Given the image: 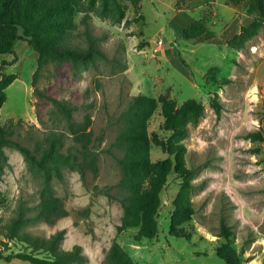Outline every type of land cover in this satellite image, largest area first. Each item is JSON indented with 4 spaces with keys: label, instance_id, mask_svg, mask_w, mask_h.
Returning <instances> with one entry per match:
<instances>
[{
    "label": "rangeland",
    "instance_id": "obj_1",
    "mask_svg": "<svg viewBox=\"0 0 264 264\" xmlns=\"http://www.w3.org/2000/svg\"><path fill=\"white\" fill-rule=\"evenodd\" d=\"M69 1L74 6L76 32L83 30L80 20L88 13V25L108 60L87 67L48 63L36 71L38 53L26 41H16L13 54H0V79L2 74L15 78L5 88L0 124L21 119L12 139L31 150L36 142L56 134L62 138L58 151L73 153L65 118L35 89L65 100L75 107V121L92 120L89 129L98 173L80 172L59 162V175L52 174L51 187L69 215L53 227L40 221L29 223L25 230L45 236L65 228L64 248L80 245L87 257L84 264H102L113 240L134 264H264V22L260 16L248 11L249 4L226 0L242 12L240 33L255 31L242 45L234 37L218 45L207 40L178 41L194 71L197 89L177 77L181 83L177 100L169 94L157 98L158 106L148 122L154 176L146 183L157 190V197H148L139 225L118 231L125 192L118 186L120 153L112 145L119 129L115 118L133 96L145 91L140 77L150 65L141 48L151 43L153 54L158 53L154 51L156 32L165 24L162 39L170 34L168 9L155 0H119L123 11L119 19L113 7L103 12L100 0L94 6L90 0ZM174 1L175 9L192 10L203 4L195 20H202L215 36L220 26L214 22L215 9L223 0ZM3 32L7 31L0 35ZM72 44L85 47L84 37H75ZM162 96L170 100L165 107L167 118L162 113ZM187 99L203 106L196 121L194 105L184 107ZM211 99L222 106L219 116L210 106ZM178 124L185 125V134L179 138L172 130ZM252 133L258 136L253 139ZM177 168L191 175L182 177ZM41 187L40 174L17 149L5 146L0 153L3 221L14 216L20 203L35 207ZM222 217L232 232L230 244L218 236ZM27 252L25 245L0 236V264H34L24 258Z\"/></svg>",
    "mask_w": 264,
    "mask_h": 264
},
{
    "label": "trees",
    "instance_id": "obj_2",
    "mask_svg": "<svg viewBox=\"0 0 264 264\" xmlns=\"http://www.w3.org/2000/svg\"><path fill=\"white\" fill-rule=\"evenodd\" d=\"M229 2L234 5L249 4L248 11L257 13L264 22V0H229ZM89 4L94 6L95 0H90ZM109 6L113 7L119 19L123 17L119 0H100L103 12L107 11ZM73 13L74 6L69 0H0V32L7 31L0 35V54H13L15 42L23 40L38 53L36 71L48 63H69L74 67H87L97 60L107 61L108 56L99 45V38L91 32L88 25L90 15L85 13L81 17L80 22L84 28L77 33ZM254 32L244 35L241 32L234 39H238L239 44L242 45ZM80 35L84 37L83 48L72 44V40ZM213 36L214 33L207 29L202 20L193 21L181 31L182 38L197 42L209 40ZM3 64L6 62L3 61ZM14 79L12 75H1L0 109L6 100L5 88ZM35 93L50 101L65 118L72 136L74 152L66 155L60 153L58 149L62 138L56 134H50L36 142L35 149L31 150L12 139L15 127L21 119L17 123L10 119L5 125L0 124V153L5 146L17 149L42 178L39 203L35 207L20 203L14 216L7 221H3L0 217V236L25 245L28 252L24 254V258L32 260L34 264H84L87 257L80 245H73L70 249L64 248L65 228L56 229L45 236L31 234L25 228L31 222L40 221L53 227L69 215L63 200L54 194L51 187L52 174L59 175V162L64 161L76 166L80 172L89 170L97 175V160L92 148L94 139L89 129L92 120L86 117L84 121L77 122L73 117L75 107L72 104L46 95L37 89ZM160 102L164 105L162 113L167 118L168 111L165 107L170 104V100L162 96ZM187 105H194L192 119L196 121L202 114L203 106L195 104L193 99L185 101L184 107ZM157 106V98L139 93L129 100L115 118V122L119 123V129L112 145L120 153L117 158L120 169L118 186L125 192L121 198L118 231L139 225L146 211L148 197L152 196L155 199L157 197V190L146 186L148 180L151 181L154 176V165L150 160L148 122ZM210 106L219 116L222 109L219 101L211 99ZM172 130L179 138L180 134L182 136L185 134V125H173ZM251 136L255 139L258 135L252 133ZM178 148L183 149V145H178ZM176 172L182 177L191 175L190 171L183 168H177ZM231 234L230 227L222 217L218 236L230 244ZM174 236L184 238L182 235ZM218 255L222 257L220 253ZM222 258L227 260L225 257ZM102 264H134V262L120 244L113 240L105 249Z\"/></svg>",
    "mask_w": 264,
    "mask_h": 264
},
{
    "label": "crops",
    "instance_id": "obj_3",
    "mask_svg": "<svg viewBox=\"0 0 264 264\" xmlns=\"http://www.w3.org/2000/svg\"><path fill=\"white\" fill-rule=\"evenodd\" d=\"M155 1L157 3L161 2V5L166 6L169 11L165 12V14L168 16L166 25L169 26L170 34H168V37L162 39V35L166 31L165 24L156 32L157 41L162 40L161 50L157 54H153V44L151 46V43L141 48V52H143L144 56L148 54L149 61L147 64L149 63L150 65L147 66L146 64L147 67H143L144 69H142L140 79L145 90L142 94L150 95L155 98L169 94L171 98L177 100L176 93L179 91V84H181L177 77H180V81L183 80L195 90L197 89L194 71L183 58L179 45L180 43L178 41L183 40L181 31L198 18L199 12L204 6L203 4H199L192 10L175 9L174 0L168 2L164 0ZM217 1L218 0H206L208 3H218ZM226 2V0H223L222 3L219 4L221 7L215 9L217 17L215 16L216 21L214 22L216 24L220 23V26H217L215 36L207 40V43L216 45L222 44L238 35L241 31L242 12L236 7L226 4ZM171 34L173 37H170ZM138 60L140 59L138 58ZM141 61L144 60L142 59Z\"/></svg>",
    "mask_w": 264,
    "mask_h": 264
},
{
    "label": "built area",
    "instance_id": "obj_4",
    "mask_svg": "<svg viewBox=\"0 0 264 264\" xmlns=\"http://www.w3.org/2000/svg\"><path fill=\"white\" fill-rule=\"evenodd\" d=\"M161 46H162V40H158L156 42V47H155L154 51L159 52L161 50Z\"/></svg>",
    "mask_w": 264,
    "mask_h": 264
}]
</instances>
